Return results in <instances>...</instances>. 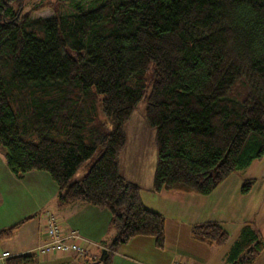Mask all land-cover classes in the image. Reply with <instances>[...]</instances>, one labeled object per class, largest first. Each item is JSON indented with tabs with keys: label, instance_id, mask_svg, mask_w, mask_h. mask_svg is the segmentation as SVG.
<instances>
[{
	"label": "trees",
	"instance_id": "16d2710c",
	"mask_svg": "<svg viewBox=\"0 0 264 264\" xmlns=\"http://www.w3.org/2000/svg\"><path fill=\"white\" fill-rule=\"evenodd\" d=\"M22 2L0 0V146L13 174H47L61 205L107 211L115 235L105 261L89 264H109L110 251L135 237L164 247V216L120 172L125 125L142 99L155 131L152 193L208 196L262 158L264 0H56L50 17L33 16L49 4L23 13ZM30 219L1 230L0 241ZM189 236L207 246L229 238L217 221L192 225ZM263 251L246 223L225 262L254 264Z\"/></svg>",
	"mask_w": 264,
	"mask_h": 264
},
{
	"label": "crops",
	"instance_id": "0c3cea01",
	"mask_svg": "<svg viewBox=\"0 0 264 264\" xmlns=\"http://www.w3.org/2000/svg\"><path fill=\"white\" fill-rule=\"evenodd\" d=\"M0 157L1 164L7 167L3 153ZM8 171L9 175L13 177V179L17 180L18 186L19 182L27 181L30 185L31 191L38 194H44L45 200L43 203L51 208L50 210L52 211L50 212L56 217L61 230L64 233L76 231L81 237V247L86 250V255L82 257H78L72 253H55L48 256L34 255L33 252L37 253V249L47 240L43 231L41 215H38L37 217L34 215L30 216L32 219L26 221L18 229H16L10 239L6 240V242L0 241V243L5 242V246H2L3 250L0 251V254L4 252L8 253L10 256L9 258L31 254L33 259L31 264H34L35 262V264H89L87 261L88 258H90L91 262L99 258L101 250L106 249L105 247L109 245L115 235L114 230H112L108 225L109 215L106 210L95 208L81 202L61 205L58 201V192L56 187L52 186L54 185L52 180L47 174H43V172L32 171L24 175H15L9 169ZM121 175L123 176V174ZM124 179L134 183L125 177ZM226 180L208 196L185 194L176 191H161L159 193L151 192L153 197L149 200V203H146V200H143V197L141 196L142 202L146 207L157 211L162 215L164 214V211H162L161 203L169 201L168 203L174 204L175 201V204L179 205L178 207L176 206V210H183L184 213V217H180L179 215L176 216L178 219L177 225L180 229L186 228V232H184L185 234L183 237H180L179 229L176 232L174 241L170 246L167 243L165 236L164 247L162 249H157L154 246L152 238L135 237L127 243L118 246L115 250L110 251L111 260L109 264H172L175 260L186 261L187 264H197V262L198 264H214L215 253L222 247V245L207 246L195 242L190 238L189 230L194 224L217 221L211 218H213L212 210L216 209L219 204L218 202H212V199H216L218 196L217 191H221V189H223L221 187H223ZM135 184L138 185L137 183ZM151 186L152 184L149 186V189H151ZM47 188L50 190L48 195L46 193ZM173 207L175 209V206ZM186 213H188V219H185ZM8 215L9 214L4 217H7ZM34 220H36L35 225L32 224ZM257 230L261 233L264 239V233L260 229ZM226 243L224 245H226ZM231 245L232 244L229 243L225 250L220 249L223 253L221 258L223 263L225 261V255ZM189 247L191 248V252H187L186 250ZM107 251L108 250L106 249V252ZM198 251H201L200 254L204 252V256L202 257L203 260L197 259L198 257L194 255L198 253ZM191 255L194 256L193 259H190L192 257ZM263 261L264 251L257 258L254 264H262Z\"/></svg>",
	"mask_w": 264,
	"mask_h": 264
},
{
	"label": "rangeland",
	"instance_id": "374dc122",
	"mask_svg": "<svg viewBox=\"0 0 264 264\" xmlns=\"http://www.w3.org/2000/svg\"><path fill=\"white\" fill-rule=\"evenodd\" d=\"M22 1L21 8L23 13L29 11L33 12L31 11V8L35 4L47 3L52 5V2H56V0ZM49 5L34 12L33 16L50 17L57 9H59L56 4L55 6ZM66 7H68V5L60 7V11L65 12ZM144 79L147 83V95L153 80L152 65H150L148 71L145 73ZM145 107L146 100L144 98L139 102L132 113L130 120L125 125L127 142L121 155V174H123L126 179L139 185L143 200H146L145 202L149 203V200L153 197L149 186L152 184L153 179L156 149L154 145L155 131L149 126L146 120ZM1 154L2 147L0 146V156ZM95 157L96 155L82 165L72 177L70 183L79 181L83 175H85ZM251 179L254 180V183L251 185L250 190L242 194L241 187L244 185L245 181ZM52 186L55 187V184ZM221 188H223L221 191H217L218 196L216 199H212V202H218L219 205L216 209L212 210L213 218L211 219L217 220L221 223L222 227L228 232L229 238L226 245L222 244V247L216 251L214 264H226L225 261L223 263L221 260L223 255L221 250H225L229 243L232 244L237 239L239 231L244 224L250 223L252 227L260 229L264 233V154L259 161L253 162L248 168L230 175ZM46 193L47 195L50 193L49 188L46 189ZM44 200V194H38L31 191L30 185L27 181L19 182L18 186L17 180L9 175L7 167L0 162V230L10 227L23 217H30L32 215L37 217L38 215H41L42 218L45 211H52L50 210V207L44 205ZM168 202L169 201H165L164 203H161V206L162 211H164V218L166 219L164 234L166 236V241L170 246L174 241L176 232L180 229L177 225L178 219L176 216L179 215L180 217H184V213L183 210H176V206L178 207L179 205L175 204V201L174 204ZM173 206H175V209ZM7 214L9 215L4 217ZM185 219H188V213L185 214ZM35 223L36 220L32 222L34 225ZM185 229L186 228L180 229V237L184 236V232H186ZM5 242L0 243V251L3 250L2 246H5ZM186 250L187 252H191L190 247ZM200 253L201 251H198V253L194 255L198 257L197 259L203 260L202 257L204 256V252L202 254ZM33 254L40 256L36 252H33ZM193 258L194 256L190 259ZM87 261L88 263H91L90 258H88ZM181 262L187 264L186 261ZM262 264H264V261Z\"/></svg>",
	"mask_w": 264,
	"mask_h": 264
},
{
	"label": "built area",
	"instance_id": "2783aa9c",
	"mask_svg": "<svg viewBox=\"0 0 264 264\" xmlns=\"http://www.w3.org/2000/svg\"><path fill=\"white\" fill-rule=\"evenodd\" d=\"M43 231L47 240L38 249L37 253L41 256H48L55 253H72L78 257L86 255V250L81 247V237L76 231L64 233L56 217L50 212L45 211L42 216ZM10 256L8 253L0 254V264H5ZM172 264H186L175 260Z\"/></svg>",
	"mask_w": 264,
	"mask_h": 264
},
{
	"label": "water",
	"instance_id": "95a60500",
	"mask_svg": "<svg viewBox=\"0 0 264 264\" xmlns=\"http://www.w3.org/2000/svg\"><path fill=\"white\" fill-rule=\"evenodd\" d=\"M107 258V252L105 249L101 250V254L98 258V262H103Z\"/></svg>",
	"mask_w": 264,
	"mask_h": 264
}]
</instances>
